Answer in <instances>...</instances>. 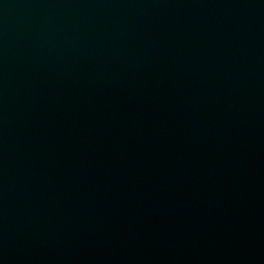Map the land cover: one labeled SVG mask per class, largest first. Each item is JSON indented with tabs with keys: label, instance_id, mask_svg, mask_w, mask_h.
<instances>
[{
	"label": "water",
	"instance_id": "obj_1",
	"mask_svg": "<svg viewBox=\"0 0 264 264\" xmlns=\"http://www.w3.org/2000/svg\"><path fill=\"white\" fill-rule=\"evenodd\" d=\"M0 264H264V0H0Z\"/></svg>",
	"mask_w": 264,
	"mask_h": 264
}]
</instances>
